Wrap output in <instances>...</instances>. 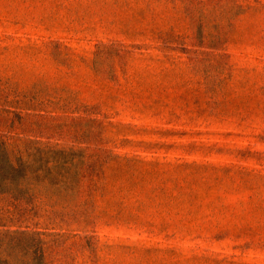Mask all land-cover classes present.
Here are the masks:
<instances>
[{"label":"rangeland","instance_id":"1","mask_svg":"<svg viewBox=\"0 0 264 264\" xmlns=\"http://www.w3.org/2000/svg\"><path fill=\"white\" fill-rule=\"evenodd\" d=\"M0 139L48 264H264V0H0Z\"/></svg>","mask_w":264,"mask_h":264},{"label":"trees","instance_id":"2","mask_svg":"<svg viewBox=\"0 0 264 264\" xmlns=\"http://www.w3.org/2000/svg\"><path fill=\"white\" fill-rule=\"evenodd\" d=\"M27 168L28 167L22 157H12L8 150V143L5 140L0 139V194L9 195L15 199V201L21 200V193H17L16 190L18 192L25 191L20 188L25 181H29L28 183H30L40 180L38 175L32 180L27 179ZM32 171L38 172L39 169L36 168ZM39 233L41 232L38 231L30 234V232H27L26 230L0 227V264H19L18 262H13L10 259L12 251L17 246H20L19 243L16 245L13 244L12 240L14 236L26 234L32 235V237L38 239L37 243L39 248L36 250L35 262H27L24 264H48L44 248L45 242L41 237H37V234ZM7 237H11L10 241H7ZM22 248L26 249V247Z\"/></svg>","mask_w":264,"mask_h":264}]
</instances>
